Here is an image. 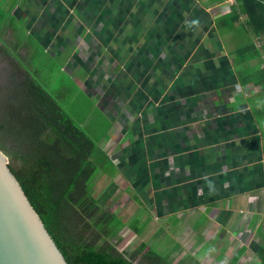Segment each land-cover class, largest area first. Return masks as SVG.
<instances>
[{"label": "crops", "instance_id": "1", "mask_svg": "<svg viewBox=\"0 0 264 264\" xmlns=\"http://www.w3.org/2000/svg\"><path fill=\"white\" fill-rule=\"evenodd\" d=\"M237 6L21 0L7 15L0 2L2 84L29 75L56 101L47 86L73 82L112 124L98 148L119 176L114 197L186 249L172 264H264V35L234 44ZM37 52L51 68L41 80L17 64Z\"/></svg>", "mask_w": 264, "mask_h": 264}, {"label": "trees", "instance_id": "2", "mask_svg": "<svg viewBox=\"0 0 264 264\" xmlns=\"http://www.w3.org/2000/svg\"><path fill=\"white\" fill-rule=\"evenodd\" d=\"M235 1L238 6L229 16L231 24L244 16L249 33L264 35V0ZM12 91L9 112L17 122L16 136L12 138L20 142L17 150L2 146L0 150L11 158V173L66 262L133 264L115 248L91 246L77 235L79 224L85 222L93 224L102 235L98 238L104 241L118 228L110 226L116 216L106 210L115 189L108 190L100 201L91 191L100 193L104 186L98 182L101 175L97 174L99 165L94 160L102 151L55 106V100L31 76L26 75ZM23 146L28 151H24ZM95 176L97 183L90 189L89 183ZM145 248L142 244L136 253L137 258L145 259L144 263H173L174 253L162 258Z\"/></svg>", "mask_w": 264, "mask_h": 264}, {"label": "rangeland", "instance_id": "3", "mask_svg": "<svg viewBox=\"0 0 264 264\" xmlns=\"http://www.w3.org/2000/svg\"><path fill=\"white\" fill-rule=\"evenodd\" d=\"M18 1L21 0H0L3 5L1 9L5 10L7 12V15H11V13L9 14L11 5L13 3H17ZM245 24L246 23L242 22L240 19L238 20V24L234 25L235 29L233 30V35L231 36V38L236 46L242 43V38L247 32ZM3 25L9 28H13V30H17L19 33H21L22 22H17L15 19L8 18V20H6ZM21 40H29V42L31 43L30 46H32L33 44L28 36H24L23 33H21ZM226 41L229 42L230 39L227 38ZM34 47L37 48V45H34ZM5 50L7 51V49ZM34 50L35 49H33V51ZM37 53V56L34 59L31 58L30 62H28V60H24L17 64L24 73L26 71V68H29V64L30 69L38 68L36 69L37 72L32 71V73L34 74L35 78L41 80V71L48 72L51 68L49 67V61L45 60L43 53ZM16 68V66L13 67V69L11 68L9 72L12 73L13 71L15 75H18L20 71ZM7 72L8 70L0 69V76L6 75ZM51 75L55 76L56 74ZM18 77L19 76H17V79L15 80H18ZM54 79L55 77L51 78V80ZM2 80L3 79L0 78V146L5 149H16L19 139L15 142V138L13 139L12 137L16 136L17 122L14 121L13 116H11L9 112V104L10 100L12 99L11 96L13 94L12 89L15 87V84H10L9 79L7 83L2 84ZM71 82L68 78H65L58 86H47L48 89H50L51 94L55 96L54 98L57 99L55 101V106H57L62 112H64L75 126H79V124L81 123L82 133L85 135V137L89 138L97 147L102 141H107L108 137L114 138L112 124L107 121V119L101 113L96 111L89 99H87L85 95L76 88L73 82ZM58 88L64 91L65 95L63 96V98H56L59 97L57 91ZM22 149L24 151H28V148L26 146H23ZM102 154V152L101 154H97L94 157V160L99 165L97 174L98 176L101 175L100 177H98V182L100 184L103 183L104 186L102 187L100 193L91 190L93 191L92 193L95 199H98L100 197L98 201L103 200L108 190H111L113 188L115 189V192L118 190V186L115 185H117L119 179L116 170L109 165L107 157L103 156ZM5 155L8 157L10 165L11 158L7 154ZM16 163H18V161L15 162V164ZM96 183L97 176H95V178H93L89 183V188L93 189ZM102 193L103 195L101 196ZM118 193L123 192L118 190ZM100 204L102 205L103 203L100 202ZM106 210L107 212L116 216L112 220L110 226L118 228L106 241H104L98 238L102 235L98 233L93 224L88 222L81 223L78 226L77 235L83 237L85 243H88L91 246H95L97 248L113 247L119 254L132 261L133 264H146L144 263L145 259H143V257L137 258L136 254L138 253L139 247L142 244L146 245V251H152L153 253L157 252L156 254L160 257H162L161 254L164 253H173L177 250L183 252L186 251V249L180 248L178 241H176V238L174 237V232H171L172 234H167L164 229L158 225V227H151L150 229L147 228L146 225L149 223H147L146 220L145 222L142 221L143 215H141L140 212L138 213L130 209V206L126 204L125 197L116 198V196L114 197L113 195L107 204ZM174 224L175 223H173V225ZM137 230H139V232ZM163 257L166 258L165 256ZM176 263L177 261L174 264Z\"/></svg>", "mask_w": 264, "mask_h": 264}, {"label": "water", "instance_id": "4", "mask_svg": "<svg viewBox=\"0 0 264 264\" xmlns=\"http://www.w3.org/2000/svg\"><path fill=\"white\" fill-rule=\"evenodd\" d=\"M0 264H68L0 150Z\"/></svg>", "mask_w": 264, "mask_h": 264}, {"label": "flooded vegetation", "instance_id": "5", "mask_svg": "<svg viewBox=\"0 0 264 264\" xmlns=\"http://www.w3.org/2000/svg\"><path fill=\"white\" fill-rule=\"evenodd\" d=\"M12 74V73H11Z\"/></svg>", "mask_w": 264, "mask_h": 264}]
</instances>
